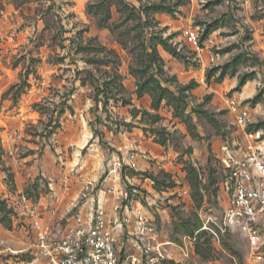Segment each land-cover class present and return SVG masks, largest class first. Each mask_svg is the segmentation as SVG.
Masks as SVG:
<instances>
[{"label":"rangeland","instance_id":"rangeland-1","mask_svg":"<svg viewBox=\"0 0 264 264\" xmlns=\"http://www.w3.org/2000/svg\"><path fill=\"white\" fill-rule=\"evenodd\" d=\"M181 22L220 59L194 50ZM156 83L168 91L154 107ZM232 94L264 126V0H0V264H46L8 188L66 219L82 184L102 196L110 177L153 214L161 264H264L240 229L216 224L239 139ZM134 143L135 169L122 159Z\"/></svg>","mask_w":264,"mask_h":264},{"label":"built area","instance_id":"built-area-1","mask_svg":"<svg viewBox=\"0 0 264 264\" xmlns=\"http://www.w3.org/2000/svg\"><path fill=\"white\" fill-rule=\"evenodd\" d=\"M179 30L194 50L206 51L208 61L220 59L219 50L205 43L199 25L181 22ZM227 102L239 128V139L227 149V202L216 224L222 233L240 229L248 240L249 258L264 262V126L254 124L251 106L241 94H232ZM138 150L135 143L131 144L122 157L128 168L138 167ZM68 176H61L63 193L70 188ZM109 179L112 181L102 196L94 192L91 181L82 184L76 197L80 204H73L76 210L66 219L45 217L23 190H6V199L26 218L37 253L46 264H161L165 259L164 242L157 237L153 214L138 199L122 193L116 177ZM107 192L112 193V199ZM201 228L218 236L212 228Z\"/></svg>","mask_w":264,"mask_h":264},{"label":"trees","instance_id":"trees-1","mask_svg":"<svg viewBox=\"0 0 264 264\" xmlns=\"http://www.w3.org/2000/svg\"><path fill=\"white\" fill-rule=\"evenodd\" d=\"M152 9L154 11H157V10H166V11H172L171 7L169 5H166V4H163V2H158V3H155V4H152ZM161 43H163L164 45H166V42L164 39H161L160 40ZM155 48H153V54L155 52ZM151 77V76H150ZM251 77L249 76H245L243 78H241L239 80V83L238 85L236 86V89H238L240 86H242L247 79H250ZM145 86V84H143V87ZM153 87H156V89H158V93L154 95V101H153V106L155 107L156 104L164 97V92H167L168 90L164 87H162L160 84L156 83L155 86ZM141 89H142V86L141 88H139L138 90V94L141 93ZM145 113L149 114V112H146ZM155 117H158L156 114H154ZM261 124H257L256 126H260Z\"/></svg>","mask_w":264,"mask_h":264}]
</instances>
